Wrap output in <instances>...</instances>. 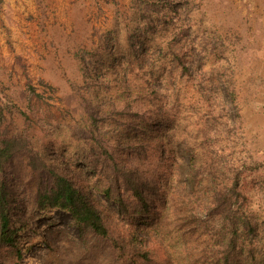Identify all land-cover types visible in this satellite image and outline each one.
Wrapping results in <instances>:
<instances>
[{
    "label": "rangeland",
    "instance_id": "rangeland-1",
    "mask_svg": "<svg viewBox=\"0 0 264 264\" xmlns=\"http://www.w3.org/2000/svg\"><path fill=\"white\" fill-rule=\"evenodd\" d=\"M1 103L12 109L7 135H25L40 151L73 155L97 130L96 114L104 137L140 138L125 121L135 113L144 132L181 148L179 164L196 155L221 167L187 188L190 205L167 214L181 218L167 222L162 238L174 264H188L176 236L197 227L185 217L205 218L200 205L231 187L239 169L232 209L239 205L255 226L241 234L244 258L264 264V0H0ZM15 168L34 192L36 175L23 159ZM35 229L22 234V264H112L108 247L83 239L65 212L41 214Z\"/></svg>",
    "mask_w": 264,
    "mask_h": 264
},
{
    "label": "trees",
    "instance_id": "trees-1",
    "mask_svg": "<svg viewBox=\"0 0 264 264\" xmlns=\"http://www.w3.org/2000/svg\"><path fill=\"white\" fill-rule=\"evenodd\" d=\"M226 88L236 100L234 82L227 80ZM150 94V98L158 97L155 92ZM8 112H12L11 106L1 103L0 264H22L19 244L23 232L37 233L39 216L56 210L72 218L83 239L89 234L100 239L109 249L112 264H174L173 257L163 250L166 241L162 238L169 228L167 222L181 218L169 220L168 213L175 211L179 202L190 205L188 193L203 184L206 174L214 175L221 167L206 160L198 163L196 155H191V165L179 164L181 148L170 147L169 140L155 135L157 132H144L135 113L130 115L132 120L125 117V121L140 138L124 142L104 137L96 114L91 118L97 130L83 137L79 149L66 158L52 149H36L25 135L9 137L3 129ZM158 112L153 113L159 116ZM19 159L36 175L34 192L14 178ZM234 173L231 187H222L200 205L205 218L185 217V222L191 218L197 227L177 235L180 243L173 247L187 249L185 255L176 253L188 264H252L250 258H244L246 241L241 243L240 238L254 232L255 226L248 217L242 218L239 205L232 209L233 200L240 195L239 169ZM216 221L221 226L212 230ZM241 227L246 229L241 231ZM156 231L160 238L153 236ZM46 241L56 252L55 243Z\"/></svg>",
    "mask_w": 264,
    "mask_h": 264
}]
</instances>
